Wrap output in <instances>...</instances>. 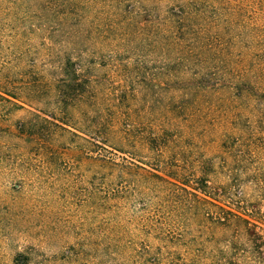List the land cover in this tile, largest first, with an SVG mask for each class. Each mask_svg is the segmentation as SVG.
<instances>
[{
	"label": "rangeland",
	"instance_id": "rangeland-1",
	"mask_svg": "<svg viewBox=\"0 0 264 264\" xmlns=\"http://www.w3.org/2000/svg\"><path fill=\"white\" fill-rule=\"evenodd\" d=\"M187 1L0 0V264H264V13Z\"/></svg>",
	"mask_w": 264,
	"mask_h": 264
},
{
	"label": "trees",
	"instance_id": "trees-1",
	"mask_svg": "<svg viewBox=\"0 0 264 264\" xmlns=\"http://www.w3.org/2000/svg\"><path fill=\"white\" fill-rule=\"evenodd\" d=\"M202 0H188L186 2V7L189 9V11H185L184 14L190 15L192 12L194 13L192 7L199 4ZM207 2H219L222 4H225L226 2H236V0H204ZM251 3H253V5L255 6L256 9V13H257V17L259 15V13H264V0H250ZM233 4V3H232ZM206 11V10H205ZM179 13H181L182 11H178ZM204 12V11H203ZM203 12L198 13V15L202 14ZM260 18V17H259ZM256 28L259 30L258 34H257V41H261L264 39V35H261L262 31H260L261 29H264V26L261 25H257ZM264 33V32H263ZM61 92V90H59ZM9 96V97H8ZM0 97L2 99L8 100L10 101V97L16 99V95H13V93H11V91H9V89H7L3 83H0Z\"/></svg>",
	"mask_w": 264,
	"mask_h": 264
}]
</instances>
